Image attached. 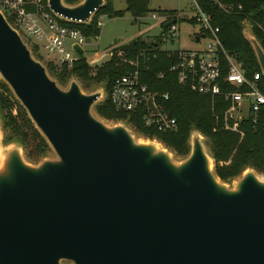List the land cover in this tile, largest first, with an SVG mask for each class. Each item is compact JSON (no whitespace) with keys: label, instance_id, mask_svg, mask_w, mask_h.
Returning a JSON list of instances; mask_svg holds the SVG:
<instances>
[{"label":"water","instance_id":"water-1","mask_svg":"<svg viewBox=\"0 0 264 264\" xmlns=\"http://www.w3.org/2000/svg\"><path fill=\"white\" fill-rule=\"evenodd\" d=\"M45 3L87 24L104 0ZM241 34L264 78L247 19ZM0 82L53 154L27 161L0 118V264H264V177L252 166L221 181L196 129L174 160L155 137L103 122L91 113L103 87L59 85L1 12Z\"/></svg>","mask_w":264,"mask_h":264},{"label":"trees","instance_id":"trees-1","mask_svg":"<svg viewBox=\"0 0 264 264\" xmlns=\"http://www.w3.org/2000/svg\"><path fill=\"white\" fill-rule=\"evenodd\" d=\"M67 3L75 0H64ZM123 9H113L111 0H104L87 24L57 20L60 24L77 28L85 41L98 34L94 20L99 14L107 17L121 16L127 12L132 20L143 17L148 9V0H123ZM198 8L209 15L210 23L216 27V36L226 52L233 54L240 62L243 75L250 78L258 72V66L249 43L242 37V21L247 19L249 30L264 52V0H194ZM45 3V0H42ZM238 6V8H237ZM224 7H230L225 10ZM170 21L159 23L162 30ZM193 22V20H192ZM200 34V33H199ZM136 36L124 44L109 51L107 60L98 66L86 63L82 51L76 52V58L69 68L55 65L47 61L44 67L59 85H64L69 78H75L81 88L91 90L97 85L103 87V97L92 106L94 113L106 121H124L141 136L155 137L168 147L175 156H184L189 130L194 128L205 137L208 152L213 160L214 173L221 181L235 177L245 166H252L258 174L264 175V103L258 105L254 112H247L245 117L235 123V129L224 128L223 112L228 102L220 96L210 98L181 87L176 83L173 73L164 72L161 77L151 74L158 69H165L169 63L164 52H156L155 58L148 63L149 73L146 81L150 89L166 92L168 98L165 108L175 118L177 129L170 133H154L142 129L136 117L130 113L116 111L107 99V93L113 78L125 74L132 68V58L136 50L153 48L154 43H144ZM160 37V36H159ZM115 49V51H112ZM30 51L35 58L36 45ZM259 90L264 94V78L259 75ZM233 90L235 88L228 87ZM0 118L3 130V142L17 141L20 143L25 159L36 162L47 154L49 148L27 118L25 111L13 98L5 84L0 82ZM231 121L228 122L229 126ZM240 134V135H239Z\"/></svg>","mask_w":264,"mask_h":264},{"label":"built area","instance_id":"built-area-1","mask_svg":"<svg viewBox=\"0 0 264 264\" xmlns=\"http://www.w3.org/2000/svg\"><path fill=\"white\" fill-rule=\"evenodd\" d=\"M192 2L195 8L192 20L197 24L201 35L198 38L203 39L201 46L164 49L162 41L173 42L177 37V15L150 13V19L172 21L166 29L161 30V43L154 44L153 48L136 50L130 71L116 76L110 83L107 99L112 108L134 115L139 126L147 131L170 133L177 129L175 118L165 108L167 93L150 89L146 81V74L149 73L147 63L155 58L156 52H164L169 63L165 69H158L151 74L161 77L164 72H170L174 74L178 85L191 92L210 98L222 97L228 102L224 115L237 111L240 104L245 105L244 113L247 114L264 103V94L257 83L260 74L254 72L250 78L243 75L240 62L233 54L222 49L216 36L217 29L211 25L209 15L202 12L194 0ZM224 9L229 10L230 7ZM0 12L12 28L32 39L37 52L50 55V60L57 66H71L76 58V52L70 48L72 43L78 44L82 50L87 44L77 28L60 24L57 20L62 19L52 14L42 0H0ZM102 17V14L95 17L94 25L97 30L101 27ZM65 40L69 41L67 46L64 45ZM194 40L198 41L197 37ZM228 87L235 89L230 90Z\"/></svg>","mask_w":264,"mask_h":264},{"label":"rangeland","instance_id":"rangeland-1","mask_svg":"<svg viewBox=\"0 0 264 264\" xmlns=\"http://www.w3.org/2000/svg\"><path fill=\"white\" fill-rule=\"evenodd\" d=\"M112 7L116 10L123 9V0H112ZM147 13L137 20H132L127 12H124L121 16L107 17L103 15L102 24L98 30V34L95 38L86 40V45L83 46V56L90 63V66H98L105 62L108 58L109 51L118 45H124L133 38L137 37V40L144 43L158 42V39L162 41L161 27L159 26L161 20L150 19V13L156 15L172 16L177 15V37L173 42L169 40L162 41L161 46L166 49L179 48H198L203 44V39L197 30L198 26L195 22H192V17L195 14V8L192 0H148ZM20 38L26 44L28 48H31L32 39L23 32H19ZM197 37L198 41L194 40ZM158 38V39H157ZM117 39H119L117 41ZM159 43V42H158ZM69 41L65 40L64 45L67 46ZM155 44V43H154ZM160 44V43H159ZM116 49V48H115ZM113 49L112 51H115ZM41 64H45L47 61H51L52 57L44 53L33 52ZM34 56V55H33ZM86 61V63H87ZM65 86L62 85V87ZM84 92L87 90L81 88ZM244 104H240V108L237 111L224 115V128L234 130L235 123L242 117H245ZM94 115V112L91 110ZM231 121L229 126L228 122ZM110 124V122L103 121ZM240 135V134H239ZM172 154V153H171ZM51 151L47 152V157H52ZM174 160H179L181 157L172 154ZM264 177V175H260Z\"/></svg>","mask_w":264,"mask_h":264},{"label":"crops","instance_id":"crops-1","mask_svg":"<svg viewBox=\"0 0 264 264\" xmlns=\"http://www.w3.org/2000/svg\"><path fill=\"white\" fill-rule=\"evenodd\" d=\"M111 4H112V0H111ZM114 9V8H113Z\"/></svg>","mask_w":264,"mask_h":264}]
</instances>
